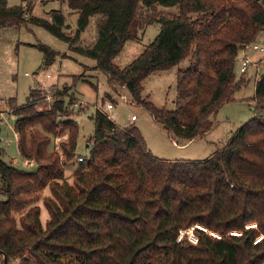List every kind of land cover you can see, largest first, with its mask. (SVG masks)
I'll return each mask as SVG.
<instances>
[{"label": "trees", "instance_id": "16d2710c", "mask_svg": "<svg viewBox=\"0 0 264 264\" xmlns=\"http://www.w3.org/2000/svg\"><path fill=\"white\" fill-rule=\"evenodd\" d=\"M67 2L79 14L74 38L63 30L60 9L51 11L49 21L29 17L28 6L6 0H0V26L29 18L45 25L73 49L94 57L110 84L126 85L176 140L200 137L212 126L220 107L245 82L236 76L239 52L264 29V0ZM91 17L94 41L77 44ZM155 21L160 31L154 39L125 66L115 63L126 42ZM38 46L44 63H52L56 51ZM185 58L189 64L177 73L175 106L157 107L143 94V80ZM36 92L14 113L21 155L35 160L37 168L20 169L0 155V254L8 263H264V73L255 83L253 117L204 159L154 155L134 123L120 126L99 108L91 116L89 153L76 155L74 101L56 92L51 106L39 109ZM66 131L62 153L50 150L48 133ZM76 157L79 164L69 181L65 165ZM46 187L49 216L43 224L41 206L33 201ZM251 223L256 226L247 227ZM194 225L206 228L195 227L196 242L188 235L178 239L180 229Z\"/></svg>", "mask_w": 264, "mask_h": 264}, {"label": "rangeland", "instance_id": "374dc122", "mask_svg": "<svg viewBox=\"0 0 264 264\" xmlns=\"http://www.w3.org/2000/svg\"><path fill=\"white\" fill-rule=\"evenodd\" d=\"M8 5L28 6L29 17L44 18L51 21V11L60 9L65 17L63 30L71 38L76 36L79 14L73 11L67 0H6ZM176 11V7L159 9ZM29 18L21 25L0 26V155L16 167L25 170H35V160L25 159L19 150L18 135L15 131L17 114L14 107L27 102L31 91L36 88L37 100L42 108H49L53 103L54 94L62 92L66 95V102L74 101V118L79 124L76 155L88 154V139L94 131V120L91 118L97 108L102 109L121 126L131 123L130 116L135 113L138 119L134 124L141 131L147 146L154 155L168 159H204L214 151L223 147L233 133L254 115L256 105L255 83L257 77L263 74L264 61L251 65L249 71L243 73L240 61L236 67L237 79L242 83L234 93V98L225 102L214 117L212 126L200 137H196L183 144L185 140L174 139L163 125L156 121L145 105L138 104L132 94L118 83L110 84L108 75L97 67V60L70 46L63 37L51 29ZM160 31L159 22L149 24L140 37L126 42L114 62L125 66L131 62ZM96 37V21L91 17L88 26L80 32L77 44H89ZM77 38V37H76ZM264 45V29L260 31L256 40ZM45 44L56 51L55 59L50 64L44 63V52L38 44ZM246 48V46H245ZM253 61L264 58V52L248 49ZM189 64L185 58L180 63L167 69H160L150 73L143 80V94L157 107L173 108L177 94V73ZM259 69V71H258ZM119 93H125L128 101L123 100ZM114 106L107 108V102ZM40 127V126H38ZM49 149L62 153L61 142L67 140V131L51 134ZM183 144V145H182ZM77 157L65 165L66 177L73 179V173L78 167ZM50 193L49 187L41 192L35 204L41 206L43 224L49 216L43 203V198ZM0 264L3 255L0 254ZM8 264H18L12 259Z\"/></svg>", "mask_w": 264, "mask_h": 264}, {"label": "built area", "instance_id": "2783aa9c", "mask_svg": "<svg viewBox=\"0 0 264 264\" xmlns=\"http://www.w3.org/2000/svg\"><path fill=\"white\" fill-rule=\"evenodd\" d=\"M246 48H251V49H255V50H259V51L264 52V45H261V44L257 43L256 41H253V42L249 43L248 45H246ZM259 62H261V61H256V62H254V61L250 58V56H249L248 54H245V55H243V56L241 57V59H240V69H241V71H242L243 73H246V72H248V70H249L251 64H256V66L258 67ZM258 71H259V69H258ZM263 73H264V69H263ZM260 77H261V76H259V78H260ZM121 86L127 90L126 85L123 84V85H121ZM119 95H120V97H121L123 100H126V101L129 100L127 94H125V93H119ZM113 106H114V104H113L112 101H108V102H107V108H112ZM99 109H100V108H99ZM101 110H102V109H101ZM102 111H103V110H102ZM104 112H105V111H104ZM105 113H106V112H105ZM106 114H107L110 118L113 117V116L109 115L108 113H106ZM136 119H137V115H136L135 113H133V114L130 116V121H131V122H134ZM82 159H83V157H82V156H79V160H82ZM252 226H256V224H255V225H252ZM195 227H199V228H201V229L206 230V228L203 227V226H201V225H194V226H191V227H189V228L180 229V230H179L180 234H179L178 239H180L183 235H188V237H189L192 241L196 242V241L198 240V238H197V236H196L195 233H194V229H195ZM247 227H249V225H247ZM211 233H212L213 235H216V236H219V237H220V235L217 234V233H215V232H211ZM231 233H232V234L239 235V234H241V231L234 230V231H231ZM261 237H262V235L258 236L257 239H260ZM263 264H264V263H263Z\"/></svg>", "mask_w": 264, "mask_h": 264}, {"label": "crops", "instance_id": "0c3cea01", "mask_svg": "<svg viewBox=\"0 0 264 264\" xmlns=\"http://www.w3.org/2000/svg\"><path fill=\"white\" fill-rule=\"evenodd\" d=\"M248 49H250L251 50V48H244V49H242L240 52H239V54H238V58H237V64H238V62L240 61V59H241V57L243 56V55H245V54H248L247 52L249 51ZM254 62H256V61H254ZM251 65H254V64H251ZM259 65H260V62H259ZM259 65H258V67H259ZM249 71V70H248ZM258 79H259V77H257ZM112 119H113V117H112ZM137 119H138V116H137ZM136 119V120H137ZM131 123H134V122H131ZM118 124V123H117ZM119 125V124H118ZM121 126V125H120ZM18 135V134H17ZM192 140V139H191ZM191 140H189V141H191ZM189 141H187V140H185L184 141V143L183 144H187ZM182 144V145H183Z\"/></svg>", "mask_w": 264, "mask_h": 264}, {"label": "water", "instance_id": "95a60500", "mask_svg": "<svg viewBox=\"0 0 264 264\" xmlns=\"http://www.w3.org/2000/svg\"><path fill=\"white\" fill-rule=\"evenodd\" d=\"M88 146V143H87ZM4 264H8V256L6 254H3Z\"/></svg>", "mask_w": 264, "mask_h": 264}, {"label": "bare ground", "instance_id": "6f19581e", "mask_svg": "<svg viewBox=\"0 0 264 264\" xmlns=\"http://www.w3.org/2000/svg\"><path fill=\"white\" fill-rule=\"evenodd\" d=\"M252 225H255V223H251V224H249V226H252Z\"/></svg>", "mask_w": 264, "mask_h": 264}]
</instances>
